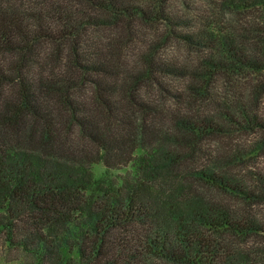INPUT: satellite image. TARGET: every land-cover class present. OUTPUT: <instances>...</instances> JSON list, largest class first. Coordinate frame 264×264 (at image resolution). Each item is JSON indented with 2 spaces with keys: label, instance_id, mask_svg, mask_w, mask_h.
<instances>
[{
  "label": "trees",
  "instance_id": "16d2710c",
  "mask_svg": "<svg viewBox=\"0 0 264 264\" xmlns=\"http://www.w3.org/2000/svg\"><path fill=\"white\" fill-rule=\"evenodd\" d=\"M0 255L264 264V0H0Z\"/></svg>",
  "mask_w": 264,
  "mask_h": 264
},
{
  "label": "rangeland",
  "instance_id": "374dc122",
  "mask_svg": "<svg viewBox=\"0 0 264 264\" xmlns=\"http://www.w3.org/2000/svg\"><path fill=\"white\" fill-rule=\"evenodd\" d=\"M139 154V151L136 152V155ZM127 169V168H126ZM126 169L122 170V172H124ZM103 170V167L102 165H95L94 166V169L93 171L96 173V174H99V172H101ZM0 264H19L17 262H5L3 260V258L1 257L0 255Z\"/></svg>",
  "mask_w": 264,
  "mask_h": 264
}]
</instances>
